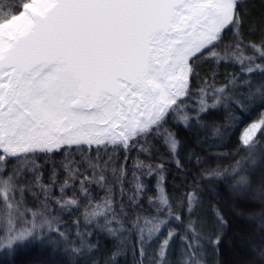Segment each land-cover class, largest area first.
Returning a JSON list of instances; mask_svg holds the SVG:
<instances>
[{
	"label": "snow or ice",
	"instance_id": "obj_1",
	"mask_svg": "<svg viewBox=\"0 0 264 264\" xmlns=\"http://www.w3.org/2000/svg\"><path fill=\"white\" fill-rule=\"evenodd\" d=\"M245 3L14 0L5 4L0 0V255L12 256L18 247L35 243L51 247L54 255L63 248L65 264H88L87 254L98 249V244L85 239L93 232L77 230L75 241L63 232L58 239H49L45 229L57 231L53 221L36 212L32 220H25L14 199L15 193L24 192L18 187L19 169L7 168L21 160L35 164L65 147L83 151L85 145L88 149L95 145L98 152L109 146L113 152L122 150L125 162L137 145L145 155L132 165L131 195L127 204L121 203V214L112 210V198L106 196L85 209L86 227L103 218L104 223H98L94 231L112 237L117 232L130 233L133 242L122 247L131 249L136 264H145L149 249L152 264H206L202 254L207 246L219 252L223 233L212 239L200 217L193 218V214L206 198L221 195L219 184H228L229 195L236 200L264 205V148L257 143V137L264 140V111L239 136L241 145L250 150V163L245 161L249 166L242 169L237 161L230 170L202 168L193 180L208 184L194 182L192 190L181 195L179 204L174 205L168 194L164 161L155 162L151 156L163 145L169 162L180 170L179 141L173 128L188 130L194 123L197 129H212V137L222 141L239 129L252 109H264V82L254 87L252 80L254 73L264 77V40L244 44L241 7ZM228 32L231 43L222 54L217 49ZM247 49L252 50L251 55L246 54ZM229 60L239 65L243 80L232 73L224 86L204 81L194 90L201 63L214 61L219 65ZM229 86L233 91L247 89V96L243 91L240 97L228 96ZM245 104L250 107L246 109ZM228 108L239 109L240 115L228 112L223 117L227 126L217 127L216 121L202 123L207 116ZM149 143L151 148L145 147ZM65 170L69 180H74L72 167ZM126 177L125 163L118 174L122 196L126 194ZM86 184L104 189L106 176L101 172L81 181L80 194L90 200ZM67 187L65 181L61 192ZM148 191L153 195L145 201ZM56 203L64 207L78 201ZM6 212H15V220L5 216ZM214 216L219 228L227 226L219 208ZM257 219L262 235L249 242L247 264H264V210ZM122 220L130 221L127 228ZM114 221L119 228L112 226ZM176 225H183V235ZM177 240L180 251L174 255ZM153 244L158 246L152 248ZM120 254L117 249L105 264H113Z\"/></svg>",
	"mask_w": 264,
	"mask_h": 264
},
{
	"label": "trees",
	"instance_id": "obj_2",
	"mask_svg": "<svg viewBox=\"0 0 264 264\" xmlns=\"http://www.w3.org/2000/svg\"><path fill=\"white\" fill-rule=\"evenodd\" d=\"M5 4H11L14 0H2ZM241 14L243 17L241 34L244 44L249 43L259 44L264 40V0H246V3L241 7ZM232 34L228 32L224 36V43L217 49L223 54L225 45L231 43ZM246 54L251 55L252 50L247 49ZM199 80L195 81V87L202 86L204 81L209 84H214L216 87L224 86L229 74L235 73L240 80L245 77L239 73V65L231 60L222 62L216 65L214 61H205L201 63L199 69ZM253 86L264 82V77L259 74H252ZM247 96V89L233 91V86H229L227 95L240 97ZM245 104V108H249ZM260 111L264 109H252L247 116L244 117L239 129L231 134L230 137H212V129L204 130L197 129L193 123L188 130L184 128H173L177 133L179 141L178 155L182 164V169L177 170L174 164L168 160V152L161 145L159 152H154L151 159L155 162L164 161L167 172V191L169 196L173 197L174 205L179 204L181 195L191 191V185L195 183H202L207 185L208 182L194 181L193 177L200 173L202 168H216L221 170L229 169L230 166L235 165L237 161L241 162V168L246 169L249 165L245 161H249L250 150L245 149L240 141L239 136L245 127L253 120H256ZM228 112H235L237 116L240 115L239 109L228 108L221 109L219 112L206 117L207 121H216L217 127L227 126L223 122V117ZM194 115V112H190ZM236 117H233L235 119ZM205 136L210 139L206 140ZM211 139L216 142L212 143ZM257 143L261 148H264V140L258 139ZM129 154V159L125 162L124 153L122 150L113 152L111 146L108 149L101 148L99 152L95 145L92 149H88L85 145L84 150L79 148L69 149L65 147L63 152H56L54 155L43 157L33 164L32 161H16L13 164H8L7 168L16 167L20 172V184L18 187L23 188L24 192L19 191L14 194V199L18 202L19 211L25 213V220H32V213H40L42 217L53 221L54 228L57 231L45 233L49 239H58L59 232L65 233L69 240L75 241L77 230L80 232H93L91 237L85 236L86 240H90L93 245L98 244V249L94 250L88 255V264H105L111 254L117 249L120 250V256L113 261V264H136L133 260L131 249L125 250L122 245L131 244L130 233L117 232L115 237L105 235L99 231H94L98 223H104L103 218L93 222L90 227H86L84 223L83 214L86 208L101 201L106 196L112 198V210L119 216L121 214V203L127 204V196L131 195L129 182L132 179V165L137 159L144 160L145 155L141 154L138 149ZM151 148V144L145 145ZM199 160V163L197 161ZM147 162V161H145ZM127 165V177L124 183L125 195L121 194V181L118 179L119 169L121 166ZM250 163V161H249ZM71 166L75 179L69 180V174L65 170L66 166ZM95 165V167H91ZM3 166L0 165V168ZM115 170V174H114ZM101 172L106 176V186L101 189L96 184H86L91 193V199H85L80 194L81 181L87 176L92 179L94 176L98 177ZM55 173V175H53ZM10 174V173H9ZM39 177V180H37ZM68 181V187L61 192V186ZM216 184V181H211ZM231 181H229V184ZM220 196L215 199H205L204 204L193 214V218L199 216L204 223L205 231L208 235L215 239L217 235L223 233L219 252L217 253L210 245L207 246L206 253H203L206 264H234L232 253H239L247 264L248 244L251 241H258L262 233L259 231L260 221L257 219L260 212L264 210V205L252 204L249 201L236 200L229 195L228 184H219ZM111 188V192L108 189ZM153 195L151 191L144 194L143 199L146 201L149 196ZM207 197V193L203 194ZM69 199H76L77 205H66L61 207L56 201H66ZM219 208L224 219L227 221V226L223 229L217 225L214 210ZM238 212H243V215H238ZM131 215V213H128ZM5 216H11L14 220L16 213H4ZM184 224L187 223L188 217L186 211L183 213ZM40 217H37L39 220ZM6 222V221H5ZM120 223L127 228L130 221L122 220ZM173 225L175 222L173 221ZM113 227L119 228V223L113 222ZM177 230L183 235V225H176ZM162 238V237H161ZM238 242L245 248V253L240 252ZM158 245L153 244L152 248ZM180 251L179 241L175 242L174 255ZM0 261H7L8 264H65V257L63 256V248L57 249L55 255L51 247H44L35 243L26 246L18 247L12 256L0 255ZM83 264V262H82ZM145 264H152L151 249Z\"/></svg>",
	"mask_w": 264,
	"mask_h": 264
},
{
	"label": "rangeland",
	"instance_id": "obj_3",
	"mask_svg": "<svg viewBox=\"0 0 264 264\" xmlns=\"http://www.w3.org/2000/svg\"><path fill=\"white\" fill-rule=\"evenodd\" d=\"M238 247L240 252L245 253V248L242 246L241 243L238 242ZM241 254L239 253H232V258L234 260V264H245L244 261L242 260L243 258L240 256Z\"/></svg>",
	"mask_w": 264,
	"mask_h": 264
}]
</instances>
